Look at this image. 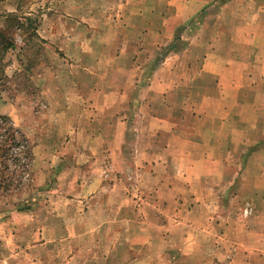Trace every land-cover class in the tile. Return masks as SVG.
I'll use <instances>...</instances> for the list:
<instances>
[{
	"label": "rangeland",
	"instance_id": "obj_1",
	"mask_svg": "<svg viewBox=\"0 0 264 264\" xmlns=\"http://www.w3.org/2000/svg\"><path fill=\"white\" fill-rule=\"evenodd\" d=\"M215 1L182 21L184 16L179 18L170 0H0V29L12 31L15 42L1 60L0 97L18 107L15 120L0 115V236L5 242L0 239V264H68L71 257L74 264L128 263L134 256L128 245L133 239L119 241L113 239V233L117 229L127 232L129 224L134 231L154 233V264L166 260L185 263L174 240L165 245L170 253L163 254L159 236L165 231L162 221L175 224L182 200L181 193L175 191L162 202L161 190L155 188L163 176L176 174L172 169V176L163 171L161 159L141 164L145 159L135 157L147 148L161 150L172 141L165 134L157 143H152L153 137L142 144L136 142L139 134L146 133L141 122L147 121L150 112L132 110L130 103L140 101L143 108L148 101L160 105L161 86L157 85V90L150 87L162 75L157 72L152 80L146 74L151 67L161 70L158 65L165 52L177 51L194 37L204 42L227 34L239 38L233 30L239 21L236 14L230 18L214 14L230 0ZM249 3L264 5V0ZM141 70L144 76L140 78ZM168 81L178 84L176 75ZM196 82L199 87L195 80L188 85L191 101L204 109L210 103L209 93L218 90L217 82L209 75ZM252 88L255 92L247 89V97L251 103L258 100L260 106L264 95ZM96 89L122 92L119 112L107 110L101 116L107 125L117 126L102 128L105 141L94 144L85 136L83 121L94 118L90 114L95 112L87 109L85 96L80 94ZM218 101L225 102L219 95ZM237 112L235 109L234 115ZM119 114L126 115L128 129L120 148L110 140L121 132L116 124ZM221 114L217 112L219 118L225 112ZM89 131L94 132L92 128ZM168 145L173 149V143ZM97 148L102 154L99 158ZM239 151L235 148L226 164L241 172ZM263 162L255 159L251 168H261ZM260 180L264 182V177L247 178L249 183ZM233 209L232 214L244 218L255 212L247 200ZM190 210L182 208V212ZM210 214L192 213L202 230L210 226ZM81 231L103 236L86 238V247L82 238L70 243L69 233ZM119 243L125 247L120 256L113 251ZM81 249L87 250L88 256H83Z\"/></svg>",
	"mask_w": 264,
	"mask_h": 264
},
{
	"label": "crops",
	"instance_id": "obj_2",
	"mask_svg": "<svg viewBox=\"0 0 264 264\" xmlns=\"http://www.w3.org/2000/svg\"><path fill=\"white\" fill-rule=\"evenodd\" d=\"M170 1L176 6L179 18L184 16L182 21L217 3L215 0ZM221 13L226 14V18L235 14L239 18L238 25L232 27L239 38L227 34L225 37L220 35L204 42L194 37L190 43L182 44L183 47L177 51L165 52L158 65L161 70L151 67L150 74H146L147 77H152V80L154 75L156 78L157 72V76L162 75L161 80L153 81L150 87L157 90V85L161 86L160 105L155 106L156 104H150L148 101L143 108L140 101L130 103L132 110L145 109L150 112L147 121L141 122L146 133L139 134V140L136 139V142L142 144L147 142L149 137H153L152 143H157L158 138L163 140L162 136L169 134L172 141L169 143L174 144L173 149L169 143L165 144L162 151L146 147L144 154L140 153L135 157L145 159L141 164L161 159L163 171L168 174L169 169H172L176 174L173 177L163 176L155 189L157 192L161 190L162 202L169 200L170 193H181L179 197L183 203L181 202L178 217L174 220L175 224H171L170 220L166 224L162 221V229L165 226V231L162 230L159 234L163 240V254L170 253L166 243L171 240L178 242L176 248L181 251L180 260L185 263L177 264H264V182H247V178L253 176L261 179L264 177V165L261 168H251L255 159L264 161V99L259 106L258 100L251 103L246 93L247 89L254 93V87L258 89L256 93L264 95V89H259V86L264 85V5L251 6L249 0H230L219 7V11L214 13L215 17ZM133 67L135 66L131 68L134 69ZM171 75H176L177 85L168 81ZM203 75L213 77L218 88L217 91L209 93L211 96L207 98V102L210 103H207L204 109L198 102L191 101L192 91L188 88L193 80L195 87H199L196 81ZM143 76L144 72L141 70L139 77ZM121 92V89H96L80 94L85 96L87 109L95 112L90 114L94 118L89 117L83 121V128L87 129L85 136L91 143L105 141L102 128L110 127L113 130L117 126L107 125L101 116L107 110L119 112ZM112 95L113 101H110ZM218 95L225 102H219ZM117 99L119 100L116 102ZM17 109L12 102L0 97L1 116L15 120ZM154 109L156 112H153ZM235 109L240 113L234 115ZM217 112H220V115L225 112L220 116L223 118H219ZM116 124L121 127V132L110 140L118 143L120 148L128 131L126 115L119 114ZM91 128L94 132L89 131ZM149 133L153 136H149ZM219 133L223 135L219 137ZM74 140L71 138V142ZM218 142H224V145L219 147ZM234 143L237 147H234ZM235 148L236 151L240 150L238 156L241 158V165L243 164L241 172L226 164L228 155L231 158L235 155ZM97 152L99 158L102 154H99V149ZM156 155L159 156L154 158ZM119 157H123L121 150ZM112 167L115 168V165ZM171 174L170 172L169 175L172 176ZM174 177L176 179H173ZM230 191L232 194H229ZM246 200L253 205L254 214L245 218L232 214L233 208ZM186 206L191 210L182 212V208ZM195 210L202 214L211 213V221L207 219L209 227L202 230L201 222L194 221L192 213ZM131 221L129 220V223ZM128 231L115 230L113 239H133L128 245L134 251V256L128 263L117 260L113 264H154V233L134 231L130 224ZM91 235L103 236L101 232L81 231L69 233L67 239L72 243L74 238H82L83 245L85 239ZM0 239L3 241L1 236ZM86 246L85 244L84 247ZM124 249L123 243L113 247V251L118 255L123 253ZM81 251L83 256L88 253L85 249ZM67 263L74 264L73 257ZM163 264L176 263L166 260Z\"/></svg>",
	"mask_w": 264,
	"mask_h": 264
},
{
	"label": "trees",
	"instance_id": "obj_3",
	"mask_svg": "<svg viewBox=\"0 0 264 264\" xmlns=\"http://www.w3.org/2000/svg\"><path fill=\"white\" fill-rule=\"evenodd\" d=\"M12 21H15V19L13 18ZM4 30L5 29H0V67L1 68H2L1 60H2V57H3L4 53L9 48H13L14 44H15L14 38H13V36L11 34L12 31H10V30L4 31ZM10 131H11V129H10ZM15 131H18V130H15ZM9 134L13 135V132H10ZM1 187H2V185H1Z\"/></svg>",
	"mask_w": 264,
	"mask_h": 264
},
{
	"label": "built area",
	"instance_id": "obj_4",
	"mask_svg": "<svg viewBox=\"0 0 264 264\" xmlns=\"http://www.w3.org/2000/svg\"><path fill=\"white\" fill-rule=\"evenodd\" d=\"M245 212H246V213H249V212H250V208H247V209L245 210Z\"/></svg>",
	"mask_w": 264,
	"mask_h": 264
}]
</instances>
